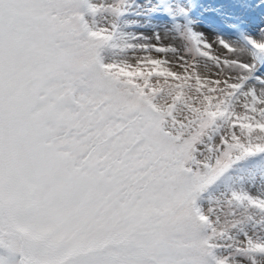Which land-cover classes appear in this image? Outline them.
Listing matches in <instances>:
<instances>
[{"label":"snow or ice","instance_id":"1","mask_svg":"<svg viewBox=\"0 0 264 264\" xmlns=\"http://www.w3.org/2000/svg\"><path fill=\"white\" fill-rule=\"evenodd\" d=\"M0 264H264V0H0Z\"/></svg>","mask_w":264,"mask_h":264}]
</instances>
